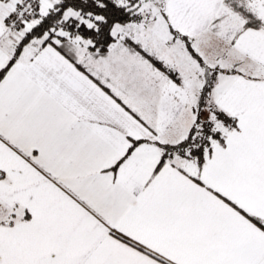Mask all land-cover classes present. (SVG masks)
<instances>
[{
  "label": "snow or ice",
  "instance_id": "snow-or-ice-1",
  "mask_svg": "<svg viewBox=\"0 0 264 264\" xmlns=\"http://www.w3.org/2000/svg\"><path fill=\"white\" fill-rule=\"evenodd\" d=\"M0 264H264V0H0Z\"/></svg>",
  "mask_w": 264,
  "mask_h": 264
}]
</instances>
